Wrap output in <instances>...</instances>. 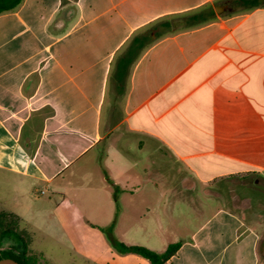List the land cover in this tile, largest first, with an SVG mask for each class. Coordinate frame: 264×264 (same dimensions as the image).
Instances as JSON below:
<instances>
[{
  "label": "crops",
  "instance_id": "obj_1",
  "mask_svg": "<svg viewBox=\"0 0 264 264\" xmlns=\"http://www.w3.org/2000/svg\"><path fill=\"white\" fill-rule=\"evenodd\" d=\"M201 11L208 20L184 28ZM166 20L179 29L156 28ZM147 33L153 41L121 65ZM95 151L106 184L82 188L73 206L60 186L53 207L160 212L168 196L202 191L218 208L173 239L182 246L168 264H264V219L223 199L264 181V0H23L0 14V187L22 181L31 203L3 199L0 212L25 219L42 202L30 190ZM148 235L168 232L159 223Z\"/></svg>",
  "mask_w": 264,
  "mask_h": 264
},
{
  "label": "rangeland",
  "instance_id": "obj_2",
  "mask_svg": "<svg viewBox=\"0 0 264 264\" xmlns=\"http://www.w3.org/2000/svg\"><path fill=\"white\" fill-rule=\"evenodd\" d=\"M95 154L96 151L71 168L64 178L58 179L48 190H30L42 198V202L32 205L30 214L21 222L22 228L31 234L29 251L33 254L34 264H151L138 254L119 251L112 237L127 246H143L163 253L170 244L175 243V237L190 235L218 208V203L202 191L198 197L182 199L168 196L167 208L163 204L160 212H156L154 207L137 211L125 207L121 213L106 212V207L97 206L96 203L84 210L80 207H53L50 200H55L60 186L65 187L61 192L65 195L66 205L73 206L74 195L82 193V188H99L106 184L103 181L106 179L105 170L95 160ZM108 172L112 173L110 170ZM9 183L2 193L0 187V201L4 199L8 205L17 198L26 207L30 206L26 196L27 187L22 181L12 180ZM109 190L115 194L114 189ZM96 192L94 190L93 194ZM226 194L223 199L228 207L246 219H264V181L256 188L231 185ZM5 209L8 206L0 205V211ZM13 213L20 218L24 216L22 212ZM108 219H113V223L106 226ZM159 223L168 232L166 240L162 242L153 241L148 235V232L159 227Z\"/></svg>",
  "mask_w": 264,
  "mask_h": 264
},
{
  "label": "trees",
  "instance_id": "obj_3",
  "mask_svg": "<svg viewBox=\"0 0 264 264\" xmlns=\"http://www.w3.org/2000/svg\"><path fill=\"white\" fill-rule=\"evenodd\" d=\"M23 0H0V14L13 11ZM252 7L258 6L259 3H252ZM212 13V10L210 11ZM208 12L201 11L189 16L183 20L185 27H191L202 24L208 20ZM159 27L165 28L164 33H171L178 30L174 20L161 22ZM153 41L151 34H142L136 36L131 42L125 55L120 58L119 62L126 68L138 59L141 51ZM256 184L254 188L259 187ZM21 218L14 213L0 212V260L13 259L19 264H34L33 254H30L29 247L31 243V234L21 226ZM114 245L123 253H134L150 261L151 264H168V261L174 256L182 246L181 242L170 244L163 253H157L143 246H127L114 237Z\"/></svg>",
  "mask_w": 264,
  "mask_h": 264
},
{
  "label": "water",
  "instance_id": "obj_4",
  "mask_svg": "<svg viewBox=\"0 0 264 264\" xmlns=\"http://www.w3.org/2000/svg\"><path fill=\"white\" fill-rule=\"evenodd\" d=\"M221 8L220 7H218L217 8V12H220L221 10H220ZM0 264H19V263H17L15 260H13V259H9V258H7V259H2V260H0Z\"/></svg>",
  "mask_w": 264,
  "mask_h": 264
},
{
  "label": "built area",
  "instance_id": "obj_5",
  "mask_svg": "<svg viewBox=\"0 0 264 264\" xmlns=\"http://www.w3.org/2000/svg\"><path fill=\"white\" fill-rule=\"evenodd\" d=\"M44 192H42V194H43Z\"/></svg>",
  "mask_w": 264,
  "mask_h": 264
}]
</instances>
